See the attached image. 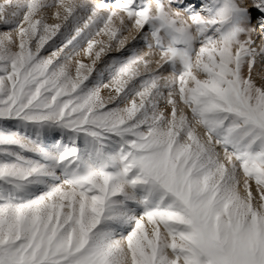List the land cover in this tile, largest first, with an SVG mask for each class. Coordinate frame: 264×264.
Returning a JSON list of instances; mask_svg holds the SVG:
<instances>
[{
    "label": "snow or ice",
    "instance_id": "1",
    "mask_svg": "<svg viewBox=\"0 0 264 264\" xmlns=\"http://www.w3.org/2000/svg\"><path fill=\"white\" fill-rule=\"evenodd\" d=\"M0 264H264V0H0Z\"/></svg>",
    "mask_w": 264,
    "mask_h": 264
}]
</instances>
